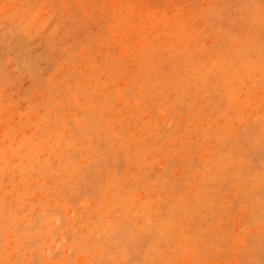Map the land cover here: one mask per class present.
<instances>
[{"label": "rangeland", "instance_id": "rangeland-1", "mask_svg": "<svg viewBox=\"0 0 264 264\" xmlns=\"http://www.w3.org/2000/svg\"><path fill=\"white\" fill-rule=\"evenodd\" d=\"M0 264H264V0H0Z\"/></svg>", "mask_w": 264, "mask_h": 264}]
</instances>
